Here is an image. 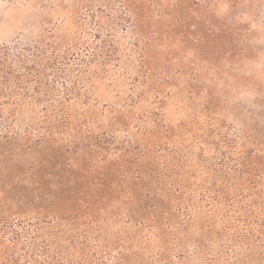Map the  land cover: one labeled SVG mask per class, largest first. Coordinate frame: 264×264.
I'll use <instances>...</instances> for the list:
<instances>
[{
    "label": "rangeland",
    "instance_id": "1",
    "mask_svg": "<svg viewBox=\"0 0 264 264\" xmlns=\"http://www.w3.org/2000/svg\"><path fill=\"white\" fill-rule=\"evenodd\" d=\"M77 2L0 0V42L69 25L96 44ZM108 2L121 11L120 1L96 5ZM182 2L161 17L159 6L132 0L130 21L140 31L109 16L106 27L117 26L111 59L88 75L70 71L81 90L56 109L53 135L0 136V227L39 224L76 264L256 262L253 245L264 235V0ZM175 15L186 20L176 34ZM157 26L168 32L150 41ZM39 112L32 104L20 116L37 122ZM70 230L84 239L71 244ZM5 245L0 238V264H10Z\"/></svg>",
    "mask_w": 264,
    "mask_h": 264
},
{
    "label": "trees",
    "instance_id": "2",
    "mask_svg": "<svg viewBox=\"0 0 264 264\" xmlns=\"http://www.w3.org/2000/svg\"><path fill=\"white\" fill-rule=\"evenodd\" d=\"M75 1H78L79 13H82V10L87 12L82 13L84 14L82 26L85 22H90L94 26L92 30H94L95 38L98 39L96 44L89 38H78L69 25L61 28V31L58 30L59 28L44 30L41 37L37 38L25 37L11 43L0 42V136L4 138L15 136L20 141L30 142L33 134L38 136L39 140L53 135L52 132L57 127L56 109L62 104H70L71 99L81 90V78L71 79L70 71L74 68L88 75L98 61L106 63L111 59L112 40H114L117 26L106 27L110 22L107 20L109 16L114 20L121 18L119 23L130 22V25L134 28L136 26L140 31L139 23L135 24L132 19L130 21L132 10L128 4L132 0H115L120 1L121 11L115 10L110 2L105 6L96 5L99 1L109 0ZM139 1L148 9L159 6L158 11L161 12V17L170 16L172 10L179 11L180 6L183 5L182 0ZM206 1H208L205 2L206 4L210 2V0ZM206 4L196 2L195 5L202 7ZM184 18L175 15V22L172 24L175 28L171 29L175 34L186 22ZM112 22L115 23V21ZM126 29L129 30L127 25ZM163 32L166 33L168 30L157 26L152 36L148 38L150 41L160 38ZM144 34L148 32L144 31ZM109 35L111 37L107 38ZM32 104L40 106L39 118L37 122L28 123L21 119L20 113ZM187 212H189L188 209ZM188 214L191 215V213ZM81 231L70 230L64 236L66 240L74 244L84 235ZM0 238L6 244L2 251L10 264H76L65 248L55 247V240H48L42 236L39 224L30 222L22 225L8 222L0 227ZM256 241L253 246L256 249L254 257L257 263L253 262L252 256L247 255V261L240 263L229 261V264H264V235ZM259 250L261 251L258 253Z\"/></svg>",
    "mask_w": 264,
    "mask_h": 264
}]
</instances>
